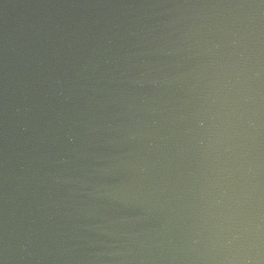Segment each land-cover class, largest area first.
Here are the masks:
<instances>
[{
  "label": "water",
  "instance_id": "1",
  "mask_svg": "<svg viewBox=\"0 0 264 264\" xmlns=\"http://www.w3.org/2000/svg\"><path fill=\"white\" fill-rule=\"evenodd\" d=\"M0 264H264V0H0Z\"/></svg>",
  "mask_w": 264,
  "mask_h": 264
}]
</instances>
